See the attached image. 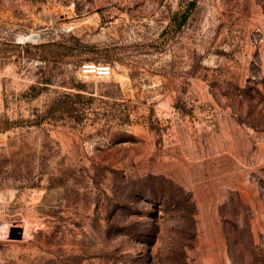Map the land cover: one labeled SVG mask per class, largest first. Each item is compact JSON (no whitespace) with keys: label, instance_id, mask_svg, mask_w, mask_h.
Instances as JSON below:
<instances>
[{"label":"rangeland","instance_id":"374dc122","mask_svg":"<svg viewBox=\"0 0 264 264\" xmlns=\"http://www.w3.org/2000/svg\"><path fill=\"white\" fill-rule=\"evenodd\" d=\"M0 264H264V0H0Z\"/></svg>","mask_w":264,"mask_h":264},{"label":"built area","instance_id":"2783aa9c","mask_svg":"<svg viewBox=\"0 0 264 264\" xmlns=\"http://www.w3.org/2000/svg\"><path fill=\"white\" fill-rule=\"evenodd\" d=\"M86 70H94V73H98V74H102V75H105V74L110 73L107 68H100V67H97V68H89V66H87L86 67Z\"/></svg>","mask_w":264,"mask_h":264}]
</instances>
